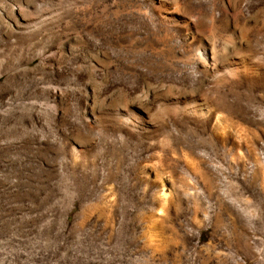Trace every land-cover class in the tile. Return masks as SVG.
Masks as SVG:
<instances>
[{
	"label": "rangeland",
	"instance_id": "374dc122",
	"mask_svg": "<svg viewBox=\"0 0 264 264\" xmlns=\"http://www.w3.org/2000/svg\"><path fill=\"white\" fill-rule=\"evenodd\" d=\"M0 14V264H264V0Z\"/></svg>",
	"mask_w": 264,
	"mask_h": 264
},
{
	"label": "bare ground",
	"instance_id": "6f19581e",
	"mask_svg": "<svg viewBox=\"0 0 264 264\" xmlns=\"http://www.w3.org/2000/svg\"><path fill=\"white\" fill-rule=\"evenodd\" d=\"M1 13H2V12H1ZM0 22L3 23V24H6V23H7V22L5 21V18H4V15H3V14H0ZM242 69H243L244 72H247V71H248V69H247L245 66H242ZM235 71H236V68H235V67H228V68H227V72H228L229 74H234ZM247 73H248V72H247ZM190 110H192V111L195 112L194 109H190ZM197 110H198V109H197Z\"/></svg>",
	"mask_w": 264,
	"mask_h": 264
}]
</instances>
